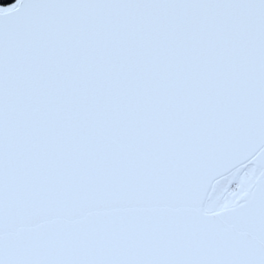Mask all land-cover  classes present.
<instances>
[{
  "label": "snow or ice",
  "instance_id": "snow-or-ice-1",
  "mask_svg": "<svg viewBox=\"0 0 264 264\" xmlns=\"http://www.w3.org/2000/svg\"><path fill=\"white\" fill-rule=\"evenodd\" d=\"M0 264H264V0H0Z\"/></svg>",
  "mask_w": 264,
  "mask_h": 264
},
{
  "label": "trees",
  "instance_id": "trees-1",
  "mask_svg": "<svg viewBox=\"0 0 264 264\" xmlns=\"http://www.w3.org/2000/svg\"><path fill=\"white\" fill-rule=\"evenodd\" d=\"M9 2H12V0H9Z\"/></svg>",
  "mask_w": 264,
  "mask_h": 264
}]
</instances>
